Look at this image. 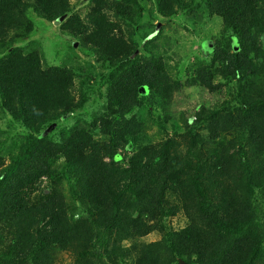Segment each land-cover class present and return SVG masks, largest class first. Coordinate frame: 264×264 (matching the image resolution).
Listing matches in <instances>:
<instances>
[{
    "label": "trees",
    "instance_id": "obj_1",
    "mask_svg": "<svg viewBox=\"0 0 264 264\" xmlns=\"http://www.w3.org/2000/svg\"><path fill=\"white\" fill-rule=\"evenodd\" d=\"M72 1L0 0V52L32 33V12L61 23L110 69L103 112L50 133L83 104L75 74L44 67L39 52L13 49L0 59V114L23 128L14 145L0 139V264H264L256 197L264 192V0H204L231 33V52L224 40L210 43L211 64L185 85L126 34L142 18L140 0H90L85 16ZM153 1L162 19L196 2ZM217 75L236 81L241 106L220 116L202 106L185 124L206 125L213 149L203 150L200 134L163 140L177 92L214 93ZM157 107L166 118L150 134L154 121L148 126L140 111ZM222 137L229 144L216 145Z\"/></svg>",
    "mask_w": 264,
    "mask_h": 264
},
{
    "label": "rangeland",
    "instance_id": "obj_2",
    "mask_svg": "<svg viewBox=\"0 0 264 264\" xmlns=\"http://www.w3.org/2000/svg\"><path fill=\"white\" fill-rule=\"evenodd\" d=\"M140 3L143 7L142 18L141 20L136 19V22L126 28V34L138 43L139 55L145 58L159 57L163 59L174 81L185 85L187 81L198 77V72L202 67L211 64L214 54L210 43L213 45L216 41L224 40L221 48L231 52L228 48V41H225L231 33L226 31L223 21L219 17L208 11L204 0H196L190 9L187 11L180 9L175 16L169 19H162L153 0H140ZM72 5L77 13L85 16L91 3L90 0H73ZM29 18L34 25L32 33L24 39L15 40L7 50L1 51L0 59L13 49H21L25 54L39 52L44 67L58 66L70 69L76 76V89L82 88L83 92L82 94L80 91L78 95V101L83 102L81 107L71 118L49 128L50 133H59L61 129L70 128L78 122L85 123L99 116L107 101V87L101 85L103 77L110 72L109 68L103 69L107 64L100 60L98 54L79 49V41L61 31V23H51L38 18L32 12ZM213 83L219 87L214 93L201 86H185L183 90L177 92L169 113L173 120L166 124L163 140L176 134H184L188 139L200 134L203 137L200 139L203 150L211 151L213 149V141L208 142L209 132L206 125L202 128L196 127L194 131L185 127L186 123L189 125L195 123L191 120H194L195 114L202 106L219 116L229 107L235 109L241 106L239 96L236 95L237 98L233 99L236 87L234 79L227 82L217 75ZM161 110L160 107L153 109L151 116H147L148 111L146 113L140 111V113L146 117L149 126L155 119L166 118ZM158 129L159 126H156L154 121L150 127V134L157 132ZM22 134L23 128L13 122L11 116L0 114V139L8 138L7 147L18 143ZM220 143L229 144L228 140L223 137L215 142L216 145ZM227 148L232 154H236L238 149L234 145L230 150L229 145ZM125 154L127 157L132 155L131 152H125ZM256 197L262 213V221H264V192L257 193ZM180 219L170 220L169 227L177 226ZM156 239L157 237H153V235L146 238L148 242ZM65 260L70 261V255L65 256ZM118 264H128V262L124 260L123 263L119 262Z\"/></svg>",
    "mask_w": 264,
    "mask_h": 264
},
{
    "label": "clouds",
    "instance_id": "obj_3",
    "mask_svg": "<svg viewBox=\"0 0 264 264\" xmlns=\"http://www.w3.org/2000/svg\"><path fill=\"white\" fill-rule=\"evenodd\" d=\"M194 121H196L195 117H194V120H191V122H194Z\"/></svg>",
    "mask_w": 264,
    "mask_h": 264
}]
</instances>
